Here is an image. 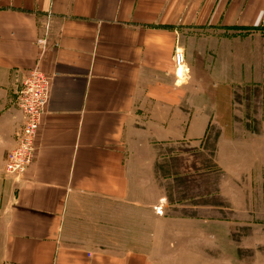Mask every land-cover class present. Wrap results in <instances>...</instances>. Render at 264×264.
Wrapping results in <instances>:
<instances>
[{
  "label": "crops",
  "instance_id": "crops-1",
  "mask_svg": "<svg viewBox=\"0 0 264 264\" xmlns=\"http://www.w3.org/2000/svg\"><path fill=\"white\" fill-rule=\"evenodd\" d=\"M35 66L49 100L16 179L3 170L24 123L12 97ZM237 88L264 96V0H0V264H187L153 239L148 249L119 242L114 229L152 206L141 189L155 183L158 147L199 146L211 124L222 125L216 161L234 171L229 182L263 173L264 115L258 131L245 117L234 127ZM225 192L248 203L235 184Z\"/></svg>",
  "mask_w": 264,
  "mask_h": 264
},
{
  "label": "rangeland",
  "instance_id": "rangeland-1",
  "mask_svg": "<svg viewBox=\"0 0 264 264\" xmlns=\"http://www.w3.org/2000/svg\"><path fill=\"white\" fill-rule=\"evenodd\" d=\"M173 65L178 79L187 78L185 60L182 72H176L174 61ZM17 90L13 92V106L20 109ZM234 102V127L239 126L240 117H245L248 119L245 125L250 130H260L259 116L264 115V96L260 88H237ZM220 126L211 124L199 146L182 141L158 147L155 183L144 191L141 189L142 195L153 201L152 206L137 209L134 220L122 217L118 220L119 228L114 229V237L119 238V242L127 244L130 239L138 248L148 249L153 239L164 246L163 254L168 260L180 257L182 252V260L187 264H264V171L242 172L241 177L240 174L234 176L235 181L229 182L234 171H226L216 161ZM132 177L137 182L145 178L138 164ZM230 183L246 191L244 197L248 203L243 207L224 193ZM158 189L164 194L163 207L157 202ZM168 218H184L183 226ZM165 219L167 222L161 221ZM92 239L91 243L100 240L96 235L76 236L79 243ZM159 253L162 252L155 251L154 255Z\"/></svg>",
  "mask_w": 264,
  "mask_h": 264
},
{
  "label": "built area",
  "instance_id": "built-area-1",
  "mask_svg": "<svg viewBox=\"0 0 264 264\" xmlns=\"http://www.w3.org/2000/svg\"><path fill=\"white\" fill-rule=\"evenodd\" d=\"M184 60L182 49L176 46L173 53L176 72L183 69ZM49 90V77L38 66L26 73L17 90V102L23 114L24 123L17 134L16 145L7 152L4 160V172L16 179L25 174L32 163L35 139L46 111Z\"/></svg>",
  "mask_w": 264,
  "mask_h": 264
},
{
  "label": "bare ground",
  "instance_id": "bare-ground-1",
  "mask_svg": "<svg viewBox=\"0 0 264 264\" xmlns=\"http://www.w3.org/2000/svg\"><path fill=\"white\" fill-rule=\"evenodd\" d=\"M181 69H179V71H180ZM179 73V72H178Z\"/></svg>",
  "mask_w": 264,
  "mask_h": 264
},
{
  "label": "trees",
  "instance_id": "trees-1",
  "mask_svg": "<svg viewBox=\"0 0 264 264\" xmlns=\"http://www.w3.org/2000/svg\"><path fill=\"white\" fill-rule=\"evenodd\" d=\"M208 139V138H207Z\"/></svg>",
  "mask_w": 264,
  "mask_h": 264
}]
</instances>
